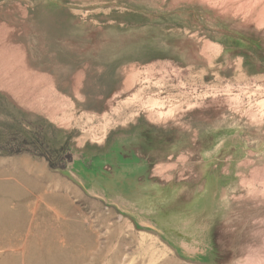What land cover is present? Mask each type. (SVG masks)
I'll use <instances>...</instances> for the list:
<instances>
[{
	"label": "rangeland",
	"instance_id": "obj_1",
	"mask_svg": "<svg viewBox=\"0 0 264 264\" xmlns=\"http://www.w3.org/2000/svg\"><path fill=\"white\" fill-rule=\"evenodd\" d=\"M0 264H264V0H0Z\"/></svg>",
	"mask_w": 264,
	"mask_h": 264
}]
</instances>
